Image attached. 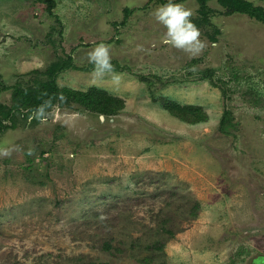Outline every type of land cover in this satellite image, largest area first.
Here are the masks:
<instances>
[{"label":"rangeland","instance_id":"1","mask_svg":"<svg viewBox=\"0 0 264 264\" xmlns=\"http://www.w3.org/2000/svg\"><path fill=\"white\" fill-rule=\"evenodd\" d=\"M174 2L200 19L196 0ZM54 3L51 16L41 0H0V102L60 59L89 68L103 42L118 81L90 68L58 84L101 88L125 109L101 121L57 105L1 133L0 264H264V24L209 0L206 47L192 56L162 42L159 0ZM161 97L209 121L184 123Z\"/></svg>","mask_w":264,"mask_h":264},{"label":"trees","instance_id":"2","mask_svg":"<svg viewBox=\"0 0 264 264\" xmlns=\"http://www.w3.org/2000/svg\"><path fill=\"white\" fill-rule=\"evenodd\" d=\"M55 0H41V2L48 3L47 10L54 16L53 9L55 8ZM163 4L167 3L166 0H159ZM185 1V0H179ZM199 5V16L196 25L208 26L211 23L210 15L213 13V9L210 8L209 0H196ZM222 8L224 9V15L231 16L234 14L247 15L251 19H254L264 24V7L257 6L249 0H218ZM125 19L122 24H126L128 16L131 14V10L126 8ZM58 19V18H57ZM115 68V72H121L122 67L116 62H111ZM89 68H79L73 63L71 56H68L66 60L60 59L53 62L45 71H34L36 74H40L42 78H35L33 83L28 86L17 84L12 88L11 105L7 106L0 102V135L2 132L8 129H13L17 125V121L20 117L32 119V123L39 121L45 113H47L54 106L59 105L63 107L65 105L77 104L83 107L86 111L96 113L105 116L119 115L125 109V100L120 97H116L98 87H92L89 90L83 92L69 88H61L58 84V77L61 73L68 70H80L88 71L90 68H94L93 64H90ZM203 80L209 79L212 81V73L207 72L206 75H202ZM0 95L2 91L8 89L7 86L0 84ZM156 100V98H154ZM158 101H161L162 107L167 110L171 115L189 125H196L200 123H206L209 121L208 114L203 110L201 106L196 105H181L178 102L161 97ZM232 113L229 110H225L224 116L221 120V127L219 128L223 133H229L227 128L233 127ZM108 250L109 247H106ZM264 261V259L262 260ZM97 264V263H88Z\"/></svg>","mask_w":264,"mask_h":264},{"label":"clouds","instance_id":"3","mask_svg":"<svg viewBox=\"0 0 264 264\" xmlns=\"http://www.w3.org/2000/svg\"><path fill=\"white\" fill-rule=\"evenodd\" d=\"M154 19L166 29L162 42L171 47L186 52L192 56L200 54L206 47L201 40V30L194 23V12L183 3L167 0L152 13ZM89 62L94 65V75L103 77L111 75L114 81L120 79L111 63L110 48L101 42L88 53Z\"/></svg>","mask_w":264,"mask_h":264},{"label":"water","instance_id":"4","mask_svg":"<svg viewBox=\"0 0 264 264\" xmlns=\"http://www.w3.org/2000/svg\"><path fill=\"white\" fill-rule=\"evenodd\" d=\"M56 106H57V105H56ZM54 107H55V106H54ZM119 115H120V114H119ZM119 115H114V116L100 115V120L103 121L105 118H106V119H108V118L112 119V118H115V117H117V116H119Z\"/></svg>","mask_w":264,"mask_h":264}]
</instances>
